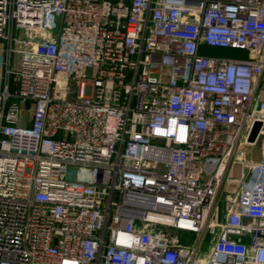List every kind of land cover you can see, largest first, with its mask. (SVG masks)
<instances>
[{
  "label": "built area",
  "instance_id": "1",
  "mask_svg": "<svg viewBox=\"0 0 264 264\" xmlns=\"http://www.w3.org/2000/svg\"><path fill=\"white\" fill-rule=\"evenodd\" d=\"M0 39V264H264V0H0Z\"/></svg>",
  "mask_w": 264,
  "mask_h": 264
},
{
  "label": "rangeland",
  "instance_id": "2",
  "mask_svg": "<svg viewBox=\"0 0 264 264\" xmlns=\"http://www.w3.org/2000/svg\"><path fill=\"white\" fill-rule=\"evenodd\" d=\"M200 51L203 54L211 53L212 56H219V57L249 58L251 55V52L245 49H236L229 47H209L207 45H203ZM4 56H5V42L4 40L0 39V64L2 63ZM233 169H237V167H234ZM232 170L224 182L223 190L217 203L218 206L217 218L219 221L223 219V217L227 212L228 199L231 198L234 195L232 193H235L239 188L238 180L234 175L235 171ZM211 238H212L211 234H208L203 244V252L205 256L206 253L208 252ZM197 239H198V235L192 233H186L182 237V241L185 243L196 242Z\"/></svg>",
  "mask_w": 264,
  "mask_h": 264
},
{
  "label": "crops",
  "instance_id": "3",
  "mask_svg": "<svg viewBox=\"0 0 264 264\" xmlns=\"http://www.w3.org/2000/svg\"><path fill=\"white\" fill-rule=\"evenodd\" d=\"M207 55H210V56H212L211 55V53L210 54H207ZM245 150H246V152H247V154L249 155V156H251V157H253V158H259L260 157V152H259V149L258 148H256L255 146H246L245 147ZM232 171H235V177L236 178H238V168L237 169H233ZM237 192V191H236ZM236 192L235 193H232V194H236ZM233 195V196H234Z\"/></svg>",
  "mask_w": 264,
  "mask_h": 264
},
{
  "label": "water",
  "instance_id": "4",
  "mask_svg": "<svg viewBox=\"0 0 264 264\" xmlns=\"http://www.w3.org/2000/svg\"><path fill=\"white\" fill-rule=\"evenodd\" d=\"M260 127H261V123H260V122H256L255 125H254V127H253V129H252V132H251V134H250V138H249V140H250L251 142H253V141L256 140L257 135H258L259 130H260Z\"/></svg>",
  "mask_w": 264,
  "mask_h": 264
}]
</instances>
